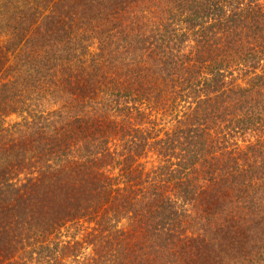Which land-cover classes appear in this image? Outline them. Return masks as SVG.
<instances>
[{"label": "trees", "instance_id": "1", "mask_svg": "<svg viewBox=\"0 0 264 264\" xmlns=\"http://www.w3.org/2000/svg\"><path fill=\"white\" fill-rule=\"evenodd\" d=\"M0 264H264V0H0Z\"/></svg>", "mask_w": 264, "mask_h": 264}]
</instances>
